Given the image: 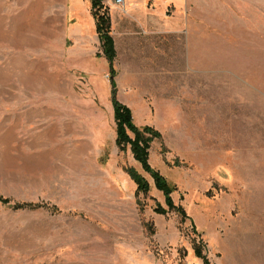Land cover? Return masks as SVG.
Masks as SVG:
<instances>
[{
  "label": "rangeland",
  "instance_id": "rangeland-1",
  "mask_svg": "<svg viewBox=\"0 0 264 264\" xmlns=\"http://www.w3.org/2000/svg\"><path fill=\"white\" fill-rule=\"evenodd\" d=\"M103 4L117 98L161 132L150 163L199 235L116 143L90 1L0 0L6 30L27 13L0 32V264H204L200 237L211 264H264V0Z\"/></svg>",
  "mask_w": 264,
  "mask_h": 264
},
{
  "label": "trees",
  "instance_id": "trees-1",
  "mask_svg": "<svg viewBox=\"0 0 264 264\" xmlns=\"http://www.w3.org/2000/svg\"><path fill=\"white\" fill-rule=\"evenodd\" d=\"M91 3V13L96 21V31L100 40L101 51L106 58L109 65V75L111 78V93L112 104L114 108V118L116 121V143L120 150H125L130 145L131 152L135 160H137L144 171L149 173L154 180L155 187L162 191L164 195V205L157 203L154 207V211L157 214H167L171 211H176L183 220L191 217L188 215L184 206L175 203L173 199V192L176 190V186L168 181V179L160 172V170L154 168L150 163V147L151 142L161 137V132L152 125L138 126L134 122L133 111L125 103L121 102L117 98V85L115 76L117 70L115 68V59L117 57V49L114 36L112 34V19L109 14L108 7H105L103 0H89ZM129 131L134 134L132 137ZM125 170L129 176L135 182L136 191L147 193L150 190V183L147 178L142 175L135 167L128 166ZM139 201V200H138ZM0 202L4 204L12 203V199L0 194ZM44 206V204H34L32 202H15L13 207L16 209L22 208H37ZM192 230L199 235V232L191 220ZM204 242L200 237L197 244L194 245L195 255L201 258L204 264H211L210 259L204 252Z\"/></svg>",
  "mask_w": 264,
  "mask_h": 264
},
{
  "label": "crops",
  "instance_id": "crops-1",
  "mask_svg": "<svg viewBox=\"0 0 264 264\" xmlns=\"http://www.w3.org/2000/svg\"><path fill=\"white\" fill-rule=\"evenodd\" d=\"M145 1L146 0H125V3L128 4V3L135 2V3H137L138 6H142V5H144ZM118 11H119V9H116V11L115 10L112 11V14H111L112 18L114 17V13L115 12L118 13ZM26 18H27V13H25V15H23V17H21V15H17V16L15 15L13 17L12 21L10 20L11 21L10 29H7L6 30V29L3 28V25H4V17L2 15H0V32H15V33L9 34V35L11 37H14V42L15 41L16 42L19 41L20 39L18 40V38H21V35L20 34L21 33H26V31L25 32H20L19 33L20 36L17 38V32H19V28L17 26H19V25H15V24L19 20L20 21V24H24L25 25ZM33 21L35 23H37L38 26H40L39 14L38 13L35 14V13L28 12V23H29L28 25H33L34 24ZM34 26L36 27V25H34ZM36 28H38V27H36ZM47 29L48 30H51L50 28H47ZM51 32H52V30H51ZM51 32L47 31V33H51Z\"/></svg>",
  "mask_w": 264,
  "mask_h": 264
},
{
  "label": "built area",
  "instance_id": "built-area-1",
  "mask_svg": "<svg viewBox=\"0 0 264 264\" xmlns=\"http://www.w3.org/2000/svg\"><path fill=\"white\" fill-rule=\"evenodd\" d=\"M104 1V0H103ZM115 2L117 3V4H123L124 2H125V0H115Z\"/></svg>",
  "mask_w": 264,
  "mask_h": 264
}]
</instances>
